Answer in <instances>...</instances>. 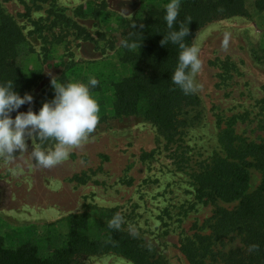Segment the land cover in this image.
Returning a JSON list of instances; mask_svg holds the SVG:
<instances>
[{"label":"rangeland","instance_id":"1","mask_svg":"<svg viewBox=\"0 0 264 264\" xmlns=\"http://www.w3.org/2000/svg\"><path fill=\"white\" fill-rule=\"evenodd\" d=\"M169 0H0V5L22 28L31 50L21 58L25 69H37L40 78L27 92L32 102L17 111L27 112L36 102L54 96L52 78L65 75L70 82L87 83L92 76L102 88L92 91L101 115H110V80L126 72L118 46L126 22L145 7L166 6ZM201 33L203 63L196 92L203 118L190 128L184 142L191 156L182 168L165 151L155 128L142 119H107L96 126L87 142L74 148L69 158L52 167L36 163L35 138L26 150L0 156V236L10 246L32 241L41 255L65 242L66 217L88 210L91 231L99 232L102 213L116 208L123 216L121 228L137 233L162 253L168 264H188L178 249L182 235L199 231L214 206L195 196L190 177L197 161L218 149L217 121L234 114L242 121L237 133L264 136L258 120L264 116V11L249 9L210 23ZM226 42V43H225ZM228 60L234 67L222 71L214 63ZM223 75H219V74ZM114 79V78H113ZM17 112L10 115L14 118ZM259 173L251 169V187ZM224 207L232 205L219 203ZM230 244H237V241ZM229 244L226 245L228 247ZM83 264H134L116 253L89 256Z\"/></svg>","mask_w":264,"mask_h":264},{"label":"trees","instance_id":"2","mask_svg":"<svg viewBox=\"0 0 264 264\" xmlns=\"http://www.w3.org/2000/svg\"><path fill=\"white\" fill-rule=\"evenodd\" d=\"M250 8L264 11V0H181L174 27L191 19L185 40L193 43L206 25L247 16ZM164 15L163 4L145 7L126 22L118 46L119 61L126 72L110 80V115H101L99 124L107 119L126 118L149 122L164 150L182 168L189 166L191 159L185 134L201 123L203 110L197 93L184 95L171 82L179 48L160 43L169 32ZM30 50L22 28L0 5V83L12 80L13 90L21 96L40 78V71L25 69L21 63ZM214 63L222 73L229 71L226 67H234L228 60L218 59ZM58 81L70 82L65 75ZM101 88L99 81L92 91ZM260 104L264 110V100ZM41 105L34 102L29 109L36 112ZM238 121L242 118L236 114L217 121L218 149L197 161L191 170L195 196L214 208L198 227L200 232L182 235L178 240V249L188 264H264V136L253 139L237 133ZM258 126L264 130V116L258 120ZM34 138L39 147L55 144L53 140ZM251 169L259 173V182L253 188ZM220 202L232 206L224 207ZM116 211V208L103 210L102 229L97 233L91 231L93 214L89 209L69 214L65 242L49 248L46 255H41L32 241L10 246L0 236V264H83L89 256L109 253L122 255L134 264H168L164 255L137 233L108 227ZM235 241L236 245L230 244ZM252 244L259 247L249 252Z\"/></svg>","mask_w":264,"mask_h":264},{"label":"clouds","instance_id":"3","mask_svg":"<svg viewBox=\"0 0 264 264\" xmlns=\"http://www.w3.org/2000/svg\"><path fill=\"white\" fill-rule=\"evenodd\" d=\"M180 7L181 0H169L165 6L164 21L169 32L160 43L162 46L171 43L179 48L178 62L170 79L184 95H192L201 87L196 78L203 67L200 50L207 34L201 33L194 43H186L191 19H187L186 24L179 23L178 28L174 27ZM51 84L54 96L50 101H45L36 112L31 109L18 112L22 105L32 102V96L15 92L12 80L0 83V156L11 157L25 151L28 138L53 140L55 144L51 150L32 153L36 163L52 167L67 160L74 148L88 141L100 119L99 104L92 94L98 80L92 76L88 77L87 83L59 82L52 78ZM12 112H17L14 118L10 115ZM123 222V216L117 213L108 221V227L119 230ZM258 247L252 244L248 251H256Z\"/></svg>","mask_w":264,"mask_h":264}]
</instances>
